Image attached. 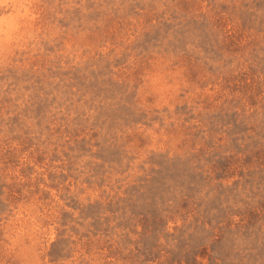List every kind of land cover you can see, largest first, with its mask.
<instances>
[{
    "label": "rangeland",
    "instance_id": "rangeland-1",
    "mask_svg": "<svg viewBox=\"0 0 264 264\" xmlns=\"http://www.w3.org/2000/svg\"><path fill=\"white\" fill-rule=\"evenodd\" d=\"M0 264H264V0H0Z\"/></svg>",
    "mask_w": 264,
    "mask_h": 264
}]
</instances>
